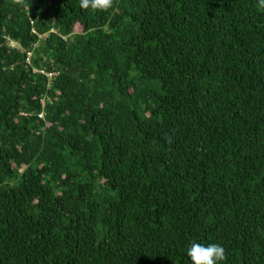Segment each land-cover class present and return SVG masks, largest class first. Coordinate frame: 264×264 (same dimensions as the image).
Returning a JSON list of instances; mask_svg holds the SVG:
<instances>
[{"label":"trees","instance_id":"obj_1","mask_svg":"<svg viewBox=\"0 0 264 264\" xmlns=\"http://www.w3.org/2000/svg\"><path fill=\"white\" fill-rule=\"evenodd\" d=\"M193 241L264 264L258 0H0V264H191Z\"/></svg>","mask_w":264,"mask_h":264},{"label":"clouds","instance_id":"obj_2","mask_svg":"<svg viewBox=\"0 0 264 264\" xmlns=\"http://www.w3.org/2000/svg\"><path fill=\"white\" fill-rule=\"evenodd\" d=\"M261 8H264V0H258ZM83 10L107 11L113 5V0H79ZM186 255L191 264H223L225 261V249L221 244H201L191 242L187 248Z\"/></svg>","mask_w":264,"mask_h":264},{"label":"rangeland","instance_id":"obj_3","mask_svg":"<svg viewBox=\"0 0 264 264\" xmlns=\"http://www.w3.org/2000/svg\"><path fill=\"white\" fill-rule=\"evenodd\" d=\"M77 30L81 31V27L80 26H77ZM49 76H52L51 74H49Z\"/></svg>","mask_w":264,"mask_h":264}]
</instances>
